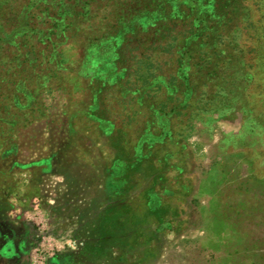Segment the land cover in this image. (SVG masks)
Wrapping results in <instances>:
<instances>
[{"label":"rangeland","instance_id":"1","mask_svg":"<svg viewBox=\"0 0 264 264\" xmlns=\"http://www.w3.org/2000/svg\"><path fill=\"white\" fill-rule=\"evenodd\" d=\"M213 1L174 0L195 34L147 43L151 66L99 41L86 69L87 48L65 42L60 76L28 80L34 106L14 89L29 47L0 39V264H33L43 234L42 264H264V0L228 16ZM27 2L0 0V37ZM127 203L133 231L98 240Z\"/></svg>","mask_w":264,"mask_h":264},{"label":"trees","instance_id":"2","mask_svg":"<svg viewBox=\"0 0 264 264\" xmlns=\"http://www.w3.org/2000/svg\"><path fill=\"white\" fill-rule=\"evenodd\" d=\"M215 1L217 9L226 16L231 15L227 7L233 3L240 6L242 3L241 0L213 2ZM23 10L27 11L25 19L21 16L13 17L12 22L15 23L12 25L10 22L9 27L12 25L14 28L8 35L5 34L6 37H0L4 41L7 39L12 46L21 44V48L29 47L24 53L25 58L21 61L24 64L21 68V79L19 82H14V89H22L23 92V96L15 97L16 105L19 107L27 105L24 99L28 100L31 106L37 103L35 89L33 91L28 88V80H31V77L46 82L60 76L59 71L62 68L60 66L64 60L60 56L64 54L57 49L65 42L79 48L80 46L87 48L86 69L91 68L90 52L95 49L99 41H112L117 63H126L128 52L143 49L140 53L142 57L137 62L151 66L155 63L149 59L147 54L149 48L145 49L147 43L155 42L157 44L155 47L159 48L173 47L176 46L177 39L175 32H182L185 38L195 34L192 23L185 25L189 27H184L182 30L177 29L181 17H188L189 13L176 9L174 0H28ZM14 35H22L20 44L10 39ZM33 39H36V42H33ZM58 57L60 59H57ZM56 61L57 64L54 66ZM45 63L48 65L43 68ZM123 68L127 67L123 66ZM39 70L45 71L40 74ZM147 76L139 74V78L145 83L144 78ZM2 77L5 78V75ZM0 107L10 110L8 103ZM0 119L5 118L0 117ZM8 122L12 123L10 119ZM134 216L137 220H133ZM139 217L138 211L133 210L128 203L108 209L102 214L98 240L112 241L121 238L126 231H133V227L135 228L133 224L140 220ZM114 243L121 244L116 241Z\"/></svg>","mask_w":264,"mask_h":264},{"label":"built area","instance_id":"3","mask_svg":"<svg viewBox=\"0 0 264 264\" xmlns=\"http://www.w3.org/2000/svg\"><path fill=\"white\" fill-rule=\"evenodd\" d=\"M50 237L46 234H43L41 242L36 247L35 251L39 254L38 257L34 258V264H42L46 261L49 257H52L55 254V246L51 244ZM65 240V239H64ZM50 243V244H49ZM48 244V246H46ZM80 244H83L80 240H73L67 239L63 241V247L66 248L67 246L70 248H76ZM60 249V247L58 246Z\"/></svg>","mask_w":264,"mask_h":264},{"label":"crops","instance_id":"4","mask_svg":"<svg viewBox=\"0 0 264 264\" xmlns=\"http://www.w3.org/2000/svg\"><path fill=\"white\" fill-rule=\"evenodd\" d=\"M78 226H80L79 224H76L75 225V228H78ZM25 237V236H24ZM82 259H84V262H86L87 264L90 263L91 260H89L86 256H80ZM74 259L72 258H69V259H65V260H61L60 262H57L55 264H73V261ZM34 264V262H33Z\"/></svg>","mask_w":264,"mask_h":264},{"label":"flooded vegetation","instance_id":"5","mask_svg":"<svg viewBox=\"0 0 264 264\" xmlns=\"http://www.w3.org/2000/svg\"><path fill=\"white\" fill-rule=\"evenodd\" d=\"M36 230V229H35ZM36 232H37V230H36ZM37 236H40V234L39 233H37V235H35L34 237L36 238Z\"/></svg>","mask_w":264,"mask_h":264}]
</instances>
